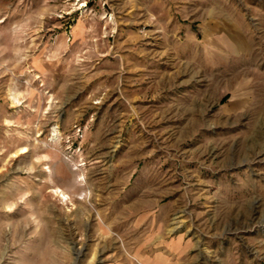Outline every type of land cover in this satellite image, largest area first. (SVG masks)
Instances as JSON below:
<instances>
[{
	"label": "rangeland",
	"instance_id": "obj_1",
	"mask_svg": "<svg viewBox=\"0 0 264 264\" xmlns=\"http://www.w3.org/2000/svg\"><path fill=\"white\" fill-rule=\"evenodd\" d=\"M0 264H264V0H0Z\"/></svg>",
	"mask_w": 264,
	"mask_h": 264
},
{
	"label": "bare ground",
	"instance_id": "obj_2",
	"mask_svg": "<svg viewBox=\"0 0 264 264\" xmlns=\"http://www.w3.org/2000/svg\"><path fill=\"white\" fill-rule=\"evenodd\" d=\"M26 151V149L25 148H23V151L22 152H25Z\"/></svg>",
	"mask_w": 264,
	"mask_h": 264
}]
</instances>
